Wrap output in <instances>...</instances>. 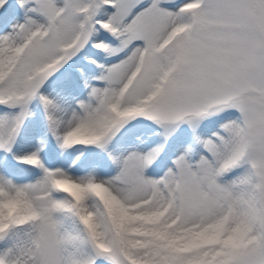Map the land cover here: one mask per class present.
<instances>
[{"label": "snow or ice", "instance_id": "obj_1", "mask_svg": "<svg viewBox=\"0 0 264 264\" xmlns=\"http://www.w3.org/2000/svg\"><path fill=\"white\" fill-rule=\"evenodd\" d=\"M0 264H264V0H0Z\"/></svg>", "mask_w": 264, "mask_h": 264}, {"label": "rangeland", "instance_id": "obj_2", "mask_svg": "<svg viewBox=\"0 0 264 264\" xmlns=\"http://www.w3.org/2000/svg\"><path fill=\"white\" fill-rule=\"evenodd\" d=\"M67 70H68L67 67H66L65 69H62V70H61V73H59V74L57 75V77H54L53 79H54V80H58V79L63 75V73H64L65 71H67ZM54 87H56L55 84H50V85H49V88H50V89H51V88H54ZM31 123H32V118H30L29 121H26V124H25V130H27L28 128L31 127ZM176 146H177V145H176V142L173 141L172 144L170 145V150H171V149H174ZM169 154H170V153H169Z\"/></svg>", "mask_w": 264, "mask_h": 264}]
</instances>
